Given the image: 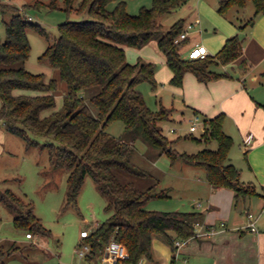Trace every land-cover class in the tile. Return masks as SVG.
<instances>
[{
    "label": "trees",
    "instance_id": "1",
    "mask_svg": "<svg viewBox=\"0 0 264 264\" xmlns=\"http://www.w3.org/2000/svg\"><path fill=\"white\" fill-rule=\"evenodd\" d=\"M186 1L154 0L151 7H142L137 15H132L127 10V0H81L77 6L75 0H66L67 9L88 15L89 19L68 20L59 25V36L41 56L50 61L59 76L47 79L43 73H33L25 66L31 52L29 29L46 35V28L30 20L23 7L0 0L1 11L11 14L9 20H3L6 40L0 44V119L24 139L28 149L40 145L37 138H51L44 147L48 148L52 166L69 170L64 209L78 208V197L88 174L101 193L108 196L106 209L111 215L86 238L91 244L90 260L99 256L112 240L127 247L126 264H139L145 257L151 259L157 236L176 251V242L196 236L197 223L204 218V213L196 210L146 207L150 199L166 197L168 189L158 190L156 183L145 187L141 184L152 174L132 161L137 139L146 142L154 156L167 153L172 162L183 160L202 166L208 181L215 187L233 189L237 201L261 195L255 185L242 181L240 169L229 162L234 141L223 129L224 113L205 117L201 138L194 137L207 143L216 140L217 149L181 153L173 148L176 139L165 135L161 126L173 109L161 105L154 112L138 88L143 81L157 85V64L142 58L129 62L127 46L140 48L157 38L173 72V86H182L188 71L203 81L215 77L219 74L210 69L211 65L227 64L241 54L242 40L236 34L214 56L184 58L181 47L185 40L177 41L185 30L184 19L162 32L160 18ZM248 1L221 0L218 11L227 14L233 7H247ZM111 2H116L112 10L108 8ZM253 3L255 15L264 14V0ZM48 5L57 7L55 0ZM61 82L66 84L64 102L55 109ZM17 90L30 93H16ZM115 120L125 124L119 137L107 129ZM121 176L128 178L123 180ZM0 200L13 211L17 227L28 229L32 235L48 232L34 212V205L12 189L0 192ZM17 249L20 246L16 243L7 248L1 245L0 264H5L6 257Z\"/></svg>",
    "mask_w": 264,
    "mask_h": 264
},
{
    "label": "rangeland",
    "instance_id": "2",
    "mask_svg": "<svg viewBox=\"0 0 264 264\" xmlns=\"http://www.w3.org/2000/svg\"><path fill=\"white\" fill-rule=\"evenodd\" d=\"M10 1L23 7V12L30 20L45 27L47 34H41L36 29H29L28 36L31 43V52L25 66L33 73H43L47 79L59 76L58 70L53 68L48 59L41 56L46 48L59 36V25L68 20L80 21L89 19L76 10L67 9L66 0H55L57 7L48 5L52 0H3ZM81 0H75V6ZM154 0H127V10L132 15H137L142 7H151ZM221 0H187L172 12L162 16L166 32L176 21L189 20L198 16L200 26L189 30V35L200 43H207L210 37L223 31V26L230 22L218 11ZM116 2L108 5L114 9ZM240 9L243 19H256L253 0L248 1L245 8L235 7L230 9L228 15L235 14ZM194 15V16H193ZM10 13H3L0 9V44L6 40L4 19L9 20ZM202 28L203 33H198ZM239 36V35H238ZM240 37V36H239ZM207 46V45H206ZM127 48L128 61L137 62L139 58L144 61L155 62L158 70L162 66L164 54L159 49L157 38L149 41L144 47ZM212 55L217 52L209 49ZM161 78V79H160ZM157 85L153 86L148 81L138 85L147 105L154 112L160 110L161 105L172 108L170 118L161 123L163 132L170 139H176L173 148L178 152L197 153L204 148L217 149L218 142H205L202 136V123L199 122L197 131L191 132L189 127L194 119L183 98L173 92L171 86L165 82L163 72L157 77ZM160 79V80H159ZM66 84L61 82L56 94V108L63 106L64 90ZM19 93H30L26 90H17ZM3 101L0 97V109ZM50 111V110H48ZM108 131L119 137L123 135L125 124L115 120L107 127ZM40 145L26 147L24 139L12 132L0 119V192L12 189L26 202L34 205V212L48 229L47 233H36L33 238H27L28 229L19 228L14 223V213L0 200V246H12L16 243L20 249L15 250L5 259V264H109L97 256L93 260L89 255L81 256L79 249L86 241L81 237V231L88 229L90 232L100 223L106 221L111 211L106 209L109 198L101 193L91 175L85 177L82 190L78 197V208L64 209L67 191L69 170L65 167H54L51 164L49 151L44 144L51 138H37ZM136 152L132 161L139 167L151 172L152 178L141 180V184L149 186L157 184L158 190L168 189L166 197L150 199L146 207L157 210H187L193 203L206 201L207 189L202 180H206L205 170L196 165L185 163L183 160L172 162L167 153L153 155L150 146L142 139L135 141ZM234 164V163H233ZM127 176H121L126 179ZM150 260L147 257L143 261ZM112 264V263H110ZM121 264H126L122 260Z\"/></svg>",
    "mask_w": 264,
    "mask_h": 264
},
{
    "label": "crops",
    "instance_id": "3",
    "mask_svg": "<svg viewBox=\"0 0 264 264\" xmlns=\"http://www.w3.org/2000/svg\"><path fill=\"white\" fill-rule=\"evenodd\" d=\"M228 13L222 15L230 22L205 45L218 53L226 40L237 34L243 48L233 61L211 65L210 69L219 75L203 81L188 71L182 86H173V72L163 52L162 66L157 68L156 75L163 72V80L203 122L205 117L224 113L223 129L234 141L229 162L240 169L242 181L255 185L261 195L237 201L233 189L215 187L207 177L201 179L207 189L206 201L195 202L192 208L183 210L204 213L197 225V235L180 241L176 251L161 237H155L153 257L143 264H264V14L250 22L252 17L243 19L240 9L233 15ZM184 21L188 37L181 53L188 59L189 50L200 43L192 39L189 30L200 26V20L195 16ZM198 33H203L202 28ZM209 54L214 56L210 51ZM249 213L254 214L257 231L248 227ZM27 233V238H33Z\"/></svg>",
    "mask_w": 264,
    "mask_h": 264
},
{
    "label": "built area",
    "instance_id": "4",
    "mask_svg": "<svg viewBox=\"0 0 264 264\" xmlns=\"http://www.w3.org/2000/svg\"><path fill=\"white\" fill-rule=\"evenodd\" d=\"M191 27V25H190ZM188 37L187 31H183L180 36L177 38V41H183L186 40ZM209 49L208 47L203 43H198L194 45L188 52V58L189 59H200V58H206L209 56ZM199 122L202 123V130L205 129V122L201 120L200 116L196 115L194 116V119L191 121V125L189 127V130L191 132L197 131L199 127ZM250 222L248 223V227H250L251 230L257 231L258 228L256 226L255 220H254V214L249 213ZM199 223H197L198 225ZM222 225H225V222L222 223ZM214 230V229H213ZM212 230V232H213ZM90 235V230L83 229L81 231V237L86 240V238ZM28 237H33L32 233H27ZM178 245L181 243L180 241L176 242ZM91 252V244L87 241H85L82 244V247L79 249V254L81 256H87ZM99 256L102 258L103 261L109 262L112 264H121L122 260H124L126 257H128V249L127 247L116 240L110 241L100 252ZM93 264V263H91Z\"/></svg>",
    "mask_w": 264,
    "mask_h": 264
}]
</instances>
